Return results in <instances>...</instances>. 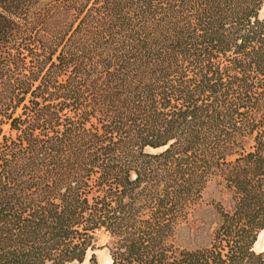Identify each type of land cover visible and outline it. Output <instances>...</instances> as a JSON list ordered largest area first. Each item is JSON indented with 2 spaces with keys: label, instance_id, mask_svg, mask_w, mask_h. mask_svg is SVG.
Returning <instances> with one entry per match:
<instances>
[{
  "label": "trees",
  "instance_id": "obj_1",
  "mask_svg": "<svg viewBox=\"0 0 264 264\" xmlns=\"http://www.w3.org/2000/svg\"><path fill=\"white\" fill-rule=\"evenodd\" d=\"M263 5L0 0V264H85L101 230L111 264H264ZM215 177L233 210L177 249Z\"/></svg>",
  "mask_w": 264,
  "mask_h": 264
},
{
  "label": "rangeland",
  "instance_id": "obj_2",
  "mask_svg": "<svg viewBox=\"0 0 264 264\" xmlns=\"http://www.w3.org/2000/svg\"><path fill=\"white\" fill-rule=\"evenodd\" d=\"M260 18L264 19V5L260 11ZM5 133L9 134V126H5ZM246 150H251L253 141L248 138L245 141ZM236 156L230 157V160ZM234 201L232 193L226 187L221 177L210 180L205 188L202 199L189 212L186 219L178 224L175 234V246L179 250H197L209 247L213 241L215 230L221 222V208L232 211ZM111 238L107 232L101 230L95 236L93 249L89 250L85 264H109L111 262L109 244ZM258 252L264 251V231L260 234L255 245ZM94 261L91 262V257Z\"/></svg>",
  "mask_w": 264,
  "mask_h": 264
},
{
  "label": "bare ground",
  "instance_id": "obj_3",
  "mask_svg": "<svg viewBox=\"0 0 264 264\" xmlns=\"http://www.w3.org/2000/svg\"><path fill=\"white\" fill-rule=\"evenodd\" d=\"M109 264H111V262Z\"/></svg>",
  "mask_w": 264,
  "mask_h": 264
}]
</instances>
